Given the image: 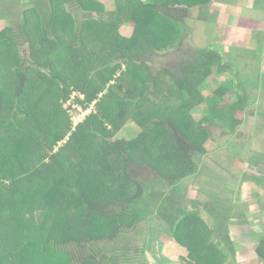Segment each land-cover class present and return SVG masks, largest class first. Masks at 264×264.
I'll use <instances>...</instances> for the list:
<instances>
[{
  "label": "trees",
  "instance_id": "1",
  "mask_svg": "<svg viewBox=\"0 0 264 264\" xmlns=\"http://www.w3.org/2000/svg\"><path fill=\"white\" fill-rule=\"evenodd\" d=\"M133 1L106 0L102 4L99 0H34L31 11L37 24L32 30L26 29L30 10L25 13L19 32L11 25L0 29V55L9 63L8 73L15 81L13 85L0 86V141L9 142L0 145V180L10 182L4 196L11 198L8 203H14L12 197L21 200L20 207L30 210L26 222L37 224L39 230L38 237L28 236L19 248L4 250L0 264H166L161 254H152L153 260L146 256L149 246L146 238L137 242L129 254L128 239L132 235L137 237L143 228L137 225L149 216L161 218L165 223L160 229L164 236L159 238L155 228V234L149 238L153 237L161 247L172 236L185 246L188 254L181 264H237L238 236L231 231L234 226L229 225L232 218L245 215L242 203L231 200L226 203V224L222 226L219 205L215 208L203 203L205 209L201 214L198 207L190 209L173 196L181 189L178 185L181 179L197 173V155L207 154L211 147L208 125L220 128L228 142L240 136L238 129L249 121L248 117L264 124V105L257 107V94L251 97L244 90L233 92L229 88L226 95L232 93L236 97L230 100L225 93L217 92L214 85L208 86L213 74H228L232 79L235 76L232 72L235 73L236 67L227 57L224 59L218 48L180 51L178 42L184 38L185 9L216 0L139 2V8L143 9L140 14L152 18L158 12V16L171 21L174 30L163 48L157 45L158 33L147 26L149 18L143 17L141 22L136 15L124 16L119 32L128 38L117 35L122 41L143 37L152 49L181 54L182 58L155 73L148 67L143 73L140 71L139 62L146 63L147 55L127 53L125 42L115 46L108 44L106 38L103 40L111 28L116 32V24L124 12L132 10ZM93 8L98 10L99 18H93V24H86L87 19L79 24L82 22L79 11ZM88 25H94V29ZM20 45L28 51L27 55H20ZM103 46H108L107 52L114 58L96 66V51ZM122 63L138 77L133 89L112 82ZM41 68H49L51 72ZM34 76L42 80L41 85L32 81ZM3 77L0 76V84ZM71 86L84 96L77 100L85 108L92 106L74 128L66 118L50 119V114L57 112L70 96ZM117 89L126 93V97L118 95ZM183 97L188 101L186 104L206 106L205 114L199 118L200 126L191 129V120L179 124L184 119L176 112L168 120L153 121L149 130L144 128L133 138L121 133L125 121L138 126L148 123L144 111L136 107L140 99H153L151 105L165 112L170 109V102ZM250 106L253 109L249 111ZM256 122L253 121L254 126ZM150 126L159 127L168 135V140L173 141L171 161L183 160L184 166L160 163L159 159L137 160L134 153L147 138ZM43 127L49 131H43ZM67 133L69 139L55 151L56 144ZM239 146L243 149L242 144ZM239 146L233 145L237 150ZM38 155L39 161L48 158L50 162L36 167ZM59 161L61 165L53 167ZM117 166L122 168V176L109 188L108 182L113 180ZM46 168H50V173L54 170L51 176L45 175ZM144 168L148 169L145 179L133 174ZM25 173L26 176L22 175ZM4 184L0 181L2 187ZM159 195L160 198L154 199ZM2 200L0 213L7 202L6 198ZM6 212L9 218L18 217L13 209L7 208ZM211 216L216 220L210 223L213 226H207ZM257 253L264 258V234L258 240Z\"/></svg>",
  "mask_w": 264,
  "mask_h": 264
},
{
  "label": "rangeland",
  "instance_id": "2",
  "mask_svg": "<svg viewBox=\"0 0 264 264\" xmlns=\"http://www.w3.org/2000/svg\"><path fill=\"white\" fill-rule=\"evenodd\" d=\"M39 1L42 2L43 0ZM99 1L104 4L106 0ZM143 1L147 0L133 1L132 10H127V12H124V15L122 14L123 16H121L119 22L116 24L118 25L116 32L114 33L113 28H111V33L109 35H103V40L106 38L108 44H116L115 46H119V44L122 45L125 42L123 45L127 53L131 54L137 52V54L147 55L146 57L148 61L146 63L139 62L140 71L143 73V71L147 70L148 67L152 72L155 73L165 65L174 63L177 58H182L180 57L181 54L179 55L178 52L175 53L174 50L168 51L163 49V51H161L160 49H152L151 44L143 39V37H134L129 39V41L126 39L122 41L121 38L118 37L123 35L121 32H119V26L125 15H136L140 18V21L143 22V17L146 16H144L145 13L143 12L140 14L139 10L141 8L138 6L139 2ZM33 2L34 0H0V29L5 25H11L14 27L16 32H19L20 28L24 25V15L30 10L28 17V21H30V23L26 29L29 28L32 30L37 24L35 15L32 13L33 11H31ZM129 2L130 0H128V3ZM257 2L259 3L258 0ZM261 2L264 4V0H261ZM240 3L242 2H239V0H216L203 5H196L186 8V15H184L185 24L183 27L185 32H182V36H184V38L182 39L181 43L178 42V45H181V52L183 50L184 52H190L194 48L208 46L213 48L216 47L219 49V51L221 50L222 52H220L223 53L224 59L226 60L227 57L231 64L236 67V78L231 80L230 76L227 75V78L231 80L228 81L226 79V75L221 76L218 74H213L208 86L214 85L216 91L220 93L223 92V94L227 89L230 88L233 92H243L244 90L246 91L247 95L255 96L257 94L258 96H262V102L257 105V107L261 108L264 105V23L262 24V22H264V16L260 18L261 22L256 18H253L255 15L253 10L256 8L255 0H250L249 5L239 6L238 4ZM135 7L138 8V11H136ZM141 11H143V9H141ZM144 11L146 12L145 9ZM157 13H155L152 18L146 17L149 18V25L147 26H150V29L153 32L155 31L158 33L156 37L158 40L157 45L163 48L166 46L167 41L172 34V30H174V27L172 26L170 20L164 18L161 15L158 16ZM98 14V10L94 8L90 10L79 11L78 16L79 19L82 20V22L79 24H82L86 19V24H93L92 20L93 18H99ZM67 19H69V17H67ZM88 26L94 29V25ZM123 36L127 37L126 35ZM66 40L68 41V38ZM20 46L22 47V45ZM107 51L108 46H103L97 49V57L95 58L96 61L95 63L93 62L96 66H99L102 62H105V59L107 58H114L113 56H109ZM19 53L21 56H24L27 55L28 51L23 50L22 47V49L19 50ZM8 65L9 63L7 60L0 55V76H4L1 80V87L5 85L7 86L8 84L13 85L15 83L14 76L8 73ZM41 69H44V71L49 73L51 72L49 68ZM67 72L68 71H65V73ZM114 76L115 79L112 82H120L127 89H133L134 83L138 79L134 72L130 71L128 66L124 65L123 63L116 71ZM34 80L36 85H41L42 80H37L35 76L32 81ZM70 89L72 90L70 96L61 105V107H59V109L57 108V112H52L50 114V119L52 120L55 118V120H57L58 118L64 120V118H66L70 121L71 126L74 128V126L81 122L91 111L92 106L90 105L85 108L77 100V97L82 99L84 96L79 94L73 86H71ZM102 92H104V89H102ZM117 94L122 97H126V93L120 89H117ZM231 95L234 94H224V96L227 97H230ZM147 96L150 95L147 94ZM148 100L149 99L142 98L136 106L137 108L144 111V118L148 120V123L139 126L140 130L144 128L149 130L148 125H151L153 121L161 119L168 120L171 116H173L172 114L176 112L181 114L182 118L184 119L179 120V124H182V122L185 120H191L192 125L190 128H196L200 126L199 118H201L203 114H205L204 112L207 110L205 105H201L199 107L192 105L191 103L186 104L188 101L186 97H183L170 102V109L163 112L160 109L161 107L152 106L153 99L152 101ZM156 101L161 105L162 102L160 100L157 99ZM252 109V106L248 108L249 111ZM132 112H134V108L131 110V113ZM259 115L262 116V112H260ZM176 118L181 119L180 117ZM248 119L249 121H247L244 126L242 125L238 131L240 136L238 138L232 137V140L236 145L242 144L243 149L246 148L247 151L245 150L246 153L243 157L241 156L243 153L241 147L238 145L240 148L237 150L236 147H233L234 144L230 141L229 142L231 144H228L226 149L221 148L218 143H221L224 140V133L220 128L205 123L209 126L208 131L210 133L208 140L217 141L215 144L211 141H208L209 145L211 146L207 149L208 153L205 155H197V173L184 177L178 183L179 187H181L182 194V196H179L180 200L181 202H187L186 206H188L190 209L198 207L203 212L205 208L203 209L201 202L204 201L208 202V204H211L210 206L215 208L219 205L220 209L217 211L220 212L219 216L222 226H225L226 224V203L228 200L231 199L234 201V199L241 200L243 198H253L254 200V190L262 191V185L256 184L255 179L257 178L255 177L257 174H263L264 172L263 156H259L258 153H264V124H262V120H252L253 118L251 117H248ZM253 121L257 122L254 127L255 132L250 144V136L252 133L251 126L254 125ZM208 126L206 127L208 128ZM133 127L134 126H130L129 123L126 124L125 121L124 125L120 129L123 130L124 134H127L130 136V138H133L138 135V132L135 130L133 136L127 132V129L133 130ZM43 131L49 130L45 127ZM147 132V138L139 147H137L138 149H136V152L134 153V155L138 156V161L147 159L154 162V159H159L160 163L163 161L164 164L179 163V165L184 166L183 160L171 161L174 159L172 144L173 141L168 140V135L161 128L157 127L155 129L151 128L150 126V131ZM69 136L70 134L67 133L64 137V140L56 144L57 147L55 151L59 146L64 144V142L69 139ZM6 141H0V145ZM98 142H100V140ZM6 143L9 142L7 141ZM224 145L225 142L223 143V147ZM247 146H249V148H247ZM20 155L21 154H19V156ZM38 158L39 155L35 157L36 162H38V164H35L36 167L42 166L43 163L48 164L50 162V160L48 161V158L44 159L42 162L39 161ZM260 163L263 164L261 169L256 167V165ZM60 165V161L55 162L53 167ZM1 166L2 163L0 161V168ZM53 172L54 170H51L50 173V168L44 169L45 175L51 176ZM114 174L115 176L113 177V180L110 179L108 182L109 188H112L121 178L122 168L117 166L114 170ZM133 174L136 177L138 175L139 178L145 179V177L148 176V169H140L139 172H133ZM22 175L26 176V173ZM0 181L5 183L3 187L0 185V201H3L2 199L5 198L7 199V202L3 207L5 209L0 213V254H2L4 250L6 251L8 249L7 251H9L19 248L20 243H22V241L28 236L38 237L39 230L37 228V224H30L26 222L25 218L27 219L30 210L25 207H20L21 200H17L15 197H12L14 203H12V201L8 203V200L11 198L4 196H7L6 190L9 187L10 182L4 179ZM165 189H163V191ZM252 191L254 192L252 193ZM167 195L169 196V194L166 193V196ZM157 198H160V195L154 197V199ZM173 198L177 199L176 194H174ZM191 199L192 201L195 200V202H198L188 203ZM38 206H43V204L38 203ZM7 208L18 212L16 214L18 217L16 219L9 218V215L6 212ZM34 212L36 216H38L39 211L35 209ZM154 217L155 216H149L147 219L143 220L141 224L137 225L142 226L143 228L142 231L139 230L137 237L136 235H132L131 238L128 239L127 248L129 254L132 253L134 245L137 242L142 243L141 241L143 238H146L149 243L147 252L145 254L150 260H153L154 255L152 254H161L159 244L155 242L156 240L153 239V237L149 238L148 236H153V234H155V228L158 230L156 232L158 237L164 236V232H160V229L161 227L165 226V223L161 218ZM149 218L150 220H148ZM214 220H216V217L211 216L209 224ZM209 224L207 226H209ZM234 229L236 230V235L238 236L239 242L244 240V233L247 232L246 229L249 230V232H253L248 234L252 236L253 239L257 238L259 233L263 234L264 232V226H234ZM220 239L222 240V237ZM175 240H172L173 243L169 242L166 243L167 245H163L161 256L164 257L165 255L168 257L171 264H181V259L187 257L188 251L185 248V256L179 255L180 253L177 248V241ZM222 242L223 244H226L225 240H222ZM242 248H239V253L237 254L239 260L237 264H244L243 259L245 256V250L243 249L245 248ZM240 259L242 260L240 261Z\"/></svg>",
  "mask_w": 264,
  "mask_h": 264
},
{
  "label": "crops",
  "instance_id": "3",
  "mask_svg": "<svg viewBox=\"0 0 264 264\" xmlns=\"http://www.w3.org/2000/svg\"><path fill=\"white\" fill-rule=\"evenodd\" d=\"M258 1H259V3L257 2V0H255V7L256 8H255V10H253L254 14H255L253 18H256L258 21L261 22L260 18L262 16H264V9H263L264 8V4L261 2V0H258ZM239 2H242V3L238 4L239 6L249 5L250 0H239ZM256 3H257V6H256ZM248 17H249V14H248ZM235 73H237V72L235 71ZM235 73L232 72L233 75ZM230 78H231V76H230ZM234 78H236V75L233 76V79ZM226 79L228 81L230 80V79L227 78V76H226ZM231 80H232V78H231ZM228 81H226V82H228ZM227 95H228V93H227ZM251 97H253V96H251ZM226 98H228L230 100H235L236 99V97L234 95H231L230 97H226ZM247 98H249V97H247ZM262 98H263L262 96H258L257 95L256 104L261 103L262 102ZM129 124H131L134 127H133V130L132 129H127L128 133H130L132 136L134 135L133 133H135V130L139 133L140 127L138 125H136L134 122H131ZM243 126H244V124H243ZM240 127H239V129H240ZM254 127H255L254 125L251 126V132H252L251 135H253L254 132H255V128ZM239 129H238V131H239ZM120 131H121V133H123V130L120 129ZM124 135H126L127 137L129 136L127 134H124ZM216 141L217 140L211 141V142L215 144ZM229 141L231 143H233L232 142L233 141L232 138ZM229 141L226 142V135H225L224 136V140L221 143H218V145H220L221 148L226 149V146L228 144H231ZM224 142H225V145L223 147V143ZM233 144H235V143H233ZM215 147H216V145H215ZM242 150H243V153L241 154V156L243 157L247 150H246V148L242 149ZM258 153H259V156H263L262 158L264 160V153H261V152H258ZM261 166H263L262 163L256 165V167H259L260 169H261ZM255 178H257V179H255L256 180V184H258V185L261 184L262 185V191H256V190H254L255 192L252 191V193L254 192V194H253L254 195V200H253V198H243L241 200H235L234 199V202H241L242 203L243 208L245 209V211H244L245 215L240 217V218H232L231 219V223L232 224L229 225V226H264V217H263L264 216V202H263V196H264V172H263V174H257ZM175 194L177 196V200H180L179 196H182L181 189L178 190V191H175ZM230 200H228V202ZM189 201L190 202H188V203H194L195 202V200L192 201V199L189 200ZM197 202H195V203H197ZM182 203L184 205H187L186 204L187 202H182ZM201 203L203 204V203H208V202L204 201V202H201ZM200 213L202 214L203 212L200 210ZM210 226H213V225H210ZM231 231L233 232L234 235L236 234V230L235 229L232 228ZM246 231L247 232L244 233V235H245L244 240L242 242H237L236 243V258H235L236 262L238 263V261H239L238 257H237V254L239 253L238 252L239 248L243 247V248H245V249L242 248L243 250H245V256H244V259H243L244 260L243 261L244 264H264V258L259 256L258 253H257L258 240H259V238H260V236L262 234L259 233V236L257 238H255V239H253L252 236L248 235V234L253 233V232L252 231L249 232V230H247V229H246ZM263 234H264V232H263ZM172 240L174 241L175 238L171 236V237H167L165 239V241H163V243L161 244V247H160L161 248V252H162V249H163V245H167L166 243H169V242L173 243ZM177 248H178V251L180 253L179 255L185 256V253H186L185 247L177 242ZM242 249H240V250H242ZM163 253H164V251H163ZM163 259L165 260V262H167L166 264H171L170 259L168 257H166L165 255H164ZM241 260L242 259H240V261Z\"/></svg>",
  "mask_w": 264,
  "mask_h": 264
}]
</instances>
